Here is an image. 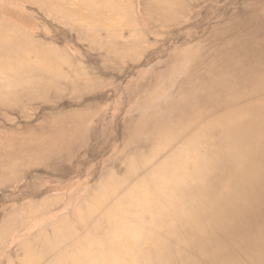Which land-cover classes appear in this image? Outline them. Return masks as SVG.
I'll use <instances>...</instances> for the list:
<instances>
[{
  "label": "bare ground",
  "instance_id": "6f19581e",
  "mask_svg": "<svg viewBox=\"0 0 264 264\" xmlns=\"http://www.w3.org/2000/svg\"><path fill=\"white\" fill-rule=\"evenodd\" d=\"M8 182L0 264H264V0H0Z\"/></svg>",
  "mask_w": 264,
  "mask_h": 264
},
{
  "label": "rangeland",
  "instance_id": "374dc122",
  "mask_svg": "<svg viewBox=\"0 0 264 264\" xmlns=\"http://www.w3.org/2000/svg\"><path fill=\"white\" fill-rule=\"evenodd\" d=\"M5 3L8 6L10 5L12 8H15V4L16 5H20V4L16 3V2H10V1H7ZM22 5L25 6L29 10V12H31L35 16V20H36V22H38L39 21L38 17L41 14L39 15V13L34 11L35 6L30 5V4H22ZM44 21L48 24L49 28L52 27L51 23H48V21H46V20H44ZM37 30H39V29H37ZM41 30H42V32H44L43 27L39 31H41ZM56 39L58 40L59 37H56ZM192 44L199 45L200 43H199V41H198V39L196 37L191 36V37H189L186 40L185 46H191ZM69 47L71 48L70 50L72 51L71 53H73V55H74V53H76V55L79 58H83L84 57L79 52H75L76 50H75L74 46L69 45ZM178 47H184V46H182V44H180V45H178ZM143 60H145V58H142V62H143ZM164 64H165V62L161 64V67L159 69L164 67ZM143 75H144V72H141L140 70H138V71L134 72L133 75L131 77H129V78L116 80V82H117L116 84H118L120 87H124V86H127L130 83H131V85H132V83H136L139 86L138 82L141 81V78H142ZM109 82H107L106 84H108ZM144 95L145 94L141 93L139 95L134 94L132 96L125 97L123 92L116 91L115 93H113L112 96H110L109 99H107V102L104 103L105 105H103V110H101L100 112L96 113V116L93 119L94 121L92 120L93 124L94 123H98V125H96L99 128V133L98 134L102 138H104L105 137L104 127L107 124H110L109 122L114 118V116L115 117H121V112H122L121 109L122 108H121V106H119L120 103L123 104L122 105L123 109L127 110L130 106H134V101L142 103V102L147 101V100L149 101V98L152 97L151 93L147 94L146 96H144ZM16 120H18V118H16ZM90 126H91V123L88 124V126H87L88 129L90 128ZM118 134L119 133H117V135ZM90 137H91V134L89 133L88 136L85 138L86 142H84V144H85L84 146H87V144H88L87 140ZM84 177H88V175L87 176L85 175V176L78 177L77 179L73 180V182H70V184H68V186L72 185L71 187H73L75 185L82 184L83 181L85 180ZM13 183L14 182H8V183H4V184L0 185V195L2 196V199L0 201V209L7 208V207L11 208V206L12 207L13 206H17L18 204H26L29 201V197H26L24 195H22V196L18 195V191L16 189L17 185L13 184ZM22 183H24V181ZM14 186H15V189H14ZM9 192H12V193H9ZM16 195H18V196L16 197ZM11 198L18 199L17 200L18 202L13 204V200ZM23 199H24V201H23ZM10 200H12V201H10ZM30 231H32V230H30ZM22 237H23V235H22L21 232L20 233L19 232L14 233L12 235V238L10 239L11 240L10 245L7 246L4 251H2L3 245L0 244V259H2L3 257L6 258V257L10 256L9 255L10 253L14 254L15 250H16V248L18 246V243H19L20 239H22ZM15 263L18 264V262H16V261H15Z\"/></svg>",
  "mask_w": 264,
  "mask_h": 264
}]
</instances>
